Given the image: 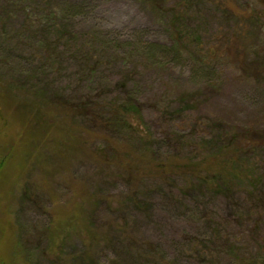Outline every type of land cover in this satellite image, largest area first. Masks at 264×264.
<instances>
[{
	"label": "rangeland",
	"instance_id": "374dc122",
	"mask_svg": "<svg viewBox=\"0 0 264 264\" xmlns=\"http://www.w3.org/2000/svg\"><path fill=\"white\" fill-rule=\"evenodd\" d=\"M22 1L29 4L32 0ZM6 2L8 0H0L1 4ZM34 3L36 12L43 13L44 1L34 0ZM50 3L73 9V14L63 22L84 36V43L106 48L104 54L101 53L102 65L98 73L85 83L81 91L91 93L100 85H114L126 70L125 64L128 68L138 66L131 81L133 90L130 91L141 103L142 129L154 139L152 148L157 155L165 157L178 153L185 158L190 149L179 148L173 139L179 136L184 142L201 133L208 135L210 129L194 126L198 121L215 118L228 125L264 128V69H260L259 78L246 73L241 65L242 59L247 57V61H253L255 57L250 51L243 56L241 45L233 42L223 44L224 38L231 33V26L220 29L218 15L206 14L211 29L204 32L201 41L205 47L201 54L203 63L200 58L187 55L169 64L153 57L146 65L136 51L141 49L139 47L146 42L175 44L170 17L157 15L141 0H50ZM20 22L19 16L8 27L11 30L19 28ZM185 28L190 29L186 25ZM0 44L1 55H7L15 48L11 41ZM251 44L253 52L264 56L263 39L252 40ZM213 48L222 54L211 59L207 52ZM116 52L119 57L115 56ZM27 53L20 47L14 56L21 57L19 61L26 57L30 59ZM66 68L63 85L72 84L75 81L73 74L77 71L73 63L66 64ZM10 76L6 66L0 63L1 79L6 81ZM123 94L122 90H114L113 97ZM4 96L0 90V264H55L54 255L62 252L65 264H80L87 250L83 242H89L85 238L91 239L93 234L96 243L90 254L100 264H110L113 260L121 264H157L158 256L149 250V244L158 247L167 259L176 264L216 263V255L220 257L218 260L229 263L232 257L219 249L227 233L237 235L243 256L252 258L263 252L264 217L259 222L251 218L237 227L231 221L226 198L205 192V195L200 192L182 193L179 188H183V184L178 177H173L170 182L149 179L145 185L147 211L140 212L132 205H125L121 212L116 210L117 201L128 191L126 184L118 179L110 184L103 183V172L90 160L64 161L49 145L44 153L59 159L43 165H33L34 161L23 169L24 158L27 157V146L23 142L27 132L23 125L24 115L19 109L15 111ZM183 97L188 104L182 103ZM170 107L174 111L182 110L181 114H166L165 110ZM64 155L70 158V150ZM2 162L4 165L1 166ZM27 189L32 198L40 197L41 205L28 200L24 204L20 202ZM95 194L99 197L108 195L110 199L114 196L113 201L110 200L112 208L104 202L95 207L91 200ZM83 197H89V202L83 206L86 214L79 209ZM90 203L93 208H90ZM92 209L95 210L91 212ZM16 210L17 226L24 227L21 229L24 230L22 243L17 236ZM205 214L214 220L212 228H209ZM67 219L73 220V227L66 229L68 234L64 235L67 238L63 250L57 253L55 249L53 252L57 254L44 256L47 242L42 237L45 229L53 220L54 224L67 225ZM222 221H226V226H217ZM257 223L258 227L252 230ZM214 227H218V235L217 232L213 234ZM62 235H55L59 243L61 237V241L64 239ZM129 238H136V244ZM202 239L211 241L210 249L199 245ZM200 253L207 255L206 261H201Z\"/></svg>",
	"mask_w": 264,
	"mask_h": 264
},
{
	"label": "trees",
	"instance_id": "16d2710c",
	"mask_svg": "<svg viewBox=\"0 0 264 264\" xmlns=\"http://www.w3.org/2000/svg\"><path fill=\"white\" fill-rule=\"evenodd\" d=\"M43 1L45 5L43 13L36 12L33 8L34 0L29 4L22 0L0 3V43L11 41L15 45L7 55H1L0 51V63L6 66L8 73L11 74L6 81L0 77V90L5 95L4 98L12 104V108H15V111L19 109L24 115L23 125L27 132L25 131L23 142L24 146H27L25 151L27 157L24 158L23 169L34 161L33 165H43L45 162L48 164L59 159L44 153L45 147L50 145L55 155L58 153L64 161H92L99 171L103 172V183L110 184L113 180H122L128 191L118 199L116 208L118 211L123 212L122 207L125 205H132L140 212L147 211L145 185L149 179L170 182L173 177L174 179L178 177L182 180L183 188L181 186L179 188L182 193L205 192L226 198L229 201L231 221L237 227L243 226L245 221L251 218L259 222V219L264 217L263 126L228 125L225 121L215 118L198 121L194 126L210 129L208 135L201 133L200 136L195 135L194 139L191 137L184 142L179 136L173 139L179 148L190 149L185 158L178 153L165 157L157 155L152 148L154 139L148 131L144 132L142 129L144 122L141 103L130 91L133 90L131 81L138 66L128 68L125 64L126 70L114 85H100L92 89L95 91L91 93L81 91L84 90L85 83L98 73L106 48L102 45L97 48L95 45L84 43V36H80L64 23L73 14V9L57 7L51 4L50 0ZM141 1L157 15L170 17V28L175 42L170 45L146 42L139 47L141 49L136 51L146 65L150 64L153 57H158L162 62L169 64L187 55L200 58L203 63L204 58L201 54L205 47L201 41L204 32L211 29L207 22L209 18L206 17L207 12H211L220 17V29L231 26V33L224 38L223 44L233 42L243 46L241 49L243 56H247L250 51L255 59L247 61V57L243 58L241 65L249 76L256 78L261 76L260 69H264V56L252 51L251 42L264 40V0ZM19 16L20 27L11 30L8 26L17 21ZM185 25L190 29H186ZM20 47L28 52L30 59L26 57L19 61L21 57L14 56ZM221 54L222 52L216 48L207 52L211 59ZM119 55L116 52L115 56ZM68 63L76 65L77 71L73 74L75 81L63 85ZM114 90H122L123 96L113 97ZM181 101L188 104L184 97ZM192 107L190 106V109ZM171 108L166 109L165 113L181 114L182 110L174 111ZM68 150L70 158L64 155ZM22 194L19 199L21 203L24 204L28 200L41 205L40 197L32 198L28 189ZM113 198L110 199L108 195L99 197L95 194L91 200L95 202V207L104 202L112 208ZM81 199L79 209L86 214L83 206L89 202V197ZM90 208H93L91 203ZM14 214L17 226V210ZM205 217L209 228H212V225H215L212 222L214 220L209 214H205ZM67 222H69L67 225L60 226L56 222L54 224L53 220L45 229L42 237L47 242L43 251L44 256L48 257L63 250L64 240L67 238L64 235L68 234L66 229L73 227L72 219H67ZM226 224V221H222L217 226L224 227ZM254 225L252 230L258 227V223ZM17 228L18 241L22 243L24 230L21 229L24 227ZM218 230V227H214L213 234L217 232L218 235ZM56 233L59 236L63 233L64 239L61 241V237L60 243L57 241ZM85 239L89 242L87 244L85 240L82 241L87 250L84 256L82 255L84 260L80 264H100L90 254L96 243L94 242L96 236L93 234L91 239ZM129 241L136 244V238H129ZM199 242L203 248H211L210 240L202 239ZM147 246L158 256L157 264H176L167 259L158 247L151 244ZM220 247L221 252L224 251L225 255L231 256L233 260L223 263L216 255L217 262L209 263L264 264V250L252 258L241 254L236 234L227 233ZM54 256L53 263H64L63 252ZM200 258L204 262L207 255L202 256L200 253ZM110 264L121 263L113 260Z\"/></svg>",
	"mask_w": 264,
	"mask_h": 264
}]
</instances>
